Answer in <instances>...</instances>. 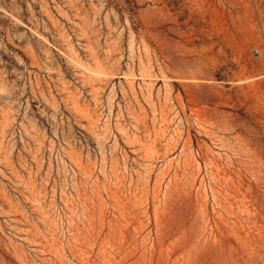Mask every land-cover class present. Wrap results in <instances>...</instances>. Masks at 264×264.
<instances>
[{"label":"rangeland","instance_id":"obj_1","mask_svg":"<svg viewBox=\"0 0 264 264\" xmlns=\"http://www.w3.org/2000/svg\"><path fill=\"white\" fill-rule=\"evenodd\" d=\"M0 264H264V0H0Z\"/></svg>","mask_w":264,"mask_h":264}]
</instances>
